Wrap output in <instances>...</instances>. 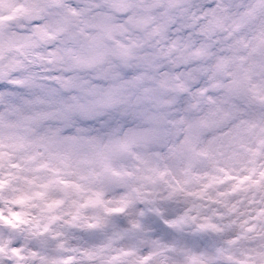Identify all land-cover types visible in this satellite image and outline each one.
Here are the masks:
<instances>
[{"label": "clouds", "instance_id": "1", "mask_svg": "<svg viewBox=\"0 0 264 264\" xmlns=\"http://www.w3.org/2000/svg\"><path fill=\"white\" fill-rule=\"evenodd\" d=\"M0 264H264V0H0Z\"/></svg>", "mask_w": 264, "mask_h": 264}]
</instances>
